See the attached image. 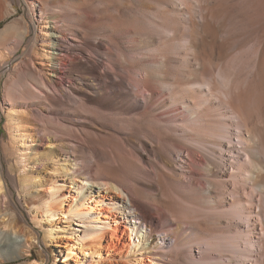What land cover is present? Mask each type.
Listing matches in <instances>:
<instances>
[{
  "label": "bare ground",
  "instance_id": "obj_1",
  "mask_svg": "<svg viewBox=\"0 0 264 264\" xmlns=\"http://www.w3.org/2000/svg\"><path fill=\"white\" fill-rule=\"evenodd\" d=\"M23 1L29 21L18 40L29 39L25 51H35L40 66L48 69L46 78L35 79L38 90H34L25 85L23 77H32L35 71L18 72L19 60L12 65L7 61L19 45L0 51V80L9 74L6 82L10 87L5 94L10 103L2 112L8 117L6 129L24 170L30 163L28 150L37 146L34 142L43 146L47 133L55 139L53 135L65 133L69 123L61 116L68 102L58 97L56 85L65 65L63 52L86 60L91 53L105 49L108 54L101 69L75 64L76 84H69L74 91L68 93L69 98L90 120L81 130L93 142L87 155H76L75 144L69 142L66 148L56 146L46 160H38L40 165L50 162L57 173L56 166L64 162L85 181L96 179L101 182L99 187L109 184L121 189L127 198L124 212L131 218L129 232L123 231L129 240L125 249L144 248L150 241L156 246L149 250L151 264H264V0H177L176 4L175 0ZM195 4L200 10L198 20ZM227 24L232 26L231 33L220 40L219 28ZM9 28L11 24L0 35ZM234 34L253 40L244 61L210 63L212 53L222 55ZM92 38L109 43L91 42ZM119 38L138 41L139 51L148 50L140 54L149 60L141 62L139 57L131 59L119 52L114 55L113 41ZM37 45L41 46L38 52ZM103 69L117 76L124 73L127 77L121 79L126 86L122 80H109ZM158 91L163 95L157 106L153 101ZM131 94H141L143 104H129ZM113 112L127 116L116 123L110 117ZM210 145L217 148L206 149ZM208 150L231 153L230 168L217 169ZM173 151L175 159L170 157ZM4 167L1 161L0 197L9 196L8 183H15L11 166ZM50 183L32 185L38 190L23 202L48 222L64 217L83 219L87 227L102 222L98 231H82L79 246L69 245L65 257L71 259L77 247L91 259L115 264L102 256L96 243L83 247L81 241L98 232L107 236L106 229L112 225L114 233L120 234L117 217L104 214V220L97 217L89 222L90 212L100 201L93 200L94 206L86 208L90 197L81 196L66 209L72 198L61 187L48 186ZM58 260L56 257L52 264Z\"/></svg>",
  "mask_w": 264,
  "mask_h": 264
},
{
  "label": "rangeland",
  "instance_id": "obj_2",
  "mask_svg": "<svg viewBox=\"0 0 264 264\" xmlns=\"http://www.w3.org/2000/svg\"><path fill=\"white\" fill-rule=\"evenodd\" d=\"M177 2L178 1L175 0V4ZM12 8L14 11L10 14ZM27 8L28 7L25 5L23 0H1L0 18H3L0 19V31L5 26L10 24L12 25V28H9L4 34L0 35V51L1 53H4L2 50L4 48H8L6 50L8 52L14 47L15 43L19 45L18 48L14 50V57L10 59L8 58L7 61L11 62L12 65V61L18 59L19 61L16 63V66L19 64L16 68L18 72H24L26 70L35 71V75L32 77L24 75L23 82H25V85L27 84V86L32 89L38 90L35 79L42 77L46 78V72H48V69L46 66H40V60L36 57L35 51L31 53L29 51L30 48L25 51L24 48L25 46L28 47L29 39H21V41L18 40V34L24 32V26L29 21V18L27 17ZM177 8L182 9L181 6H177ZM193 10L195 12V17L197 16L198 20L200 10L197 4L194 5ZM58 17L62 18V14H59ZM92 17L94 18V15ZM230 29L232 30V26L229 24L225 25V27L223 26L222 28H219L217 34L218 38H220V40H222V38H227L229 33H231ZM68 35L69 33H67L66 36ZM239 36V34H234V37L232 36L231 39H229L228 43H231L226 46V50L222 53V55L224 54L223 56L217 52H213V56L211 55L210 57V63L212 61V64H220L223 62H230L234 64L235 62L240 63L241 61H244L250 53L253 40L252 38L250 39L247 37H242L241 39V36ZM90 41H100L102 44L109 43L107 39L104 40L100 38H92ZM113 42H115V50L112 51L114 55L119 52L129 55L131 59L139 57V61L141 62L149 60V57L146 54H144L145 56L140 54L143 50L139 51L140 44L138 41H133L132 39L123 40L119 38L114 39ZM38 47L41 48V46L37 45V52ZM84 48L86 49V47ZM132 49H135V51ZM145 51L147 52L148 50ZM63 54L66 57L65 65H62L58 72L59 78L56 79V85L59 89L58 97H60L61 100L68 102V108H62L61 116L68 118L69 123L66 124L65 133L57 131L55 135H53L56 137L55 139L51 138V135L47 133L42 142L43 146L38 145V140L34 142L37 146H32L31 149L28 150L30 163L27 170H24L25 168L22 167V159L12 147L8 130L6 129L8 117H6L2 112L6 109L7 104L10 103V101H8L5 97L6 89L10 88L6 82L9 74L0 80V162H3L5 170L9 164L15 175V183H8L10 195L0 197V264H30L32 261H37L41 264H52V262L56 260V257L59 259L57 264H107V262L98 261L95 258L91 259L89 255H86L87 253L83 254L79 249H77L79 246L77 239L80 238V234L82 235V231L86 229H88V231H92L93 229L98 231L102 222H91V225L88 227L84 225L83 219H74L70 221L64 217L62 220L55 219L52 222H48L44 217H41L40 214L38 215V213L34 212L30 206L28 207L23 202L24 197L35 194V190L38 189L32 187V185L34 186L39 181L45 183L52 181V183H50L52 185L48 186H52V188L57 186L61 187L62 192H64L68 198H72L66 202V209H68L70 205H73V203L75 204L81 196L85 197V199L90 197L89 200L87 199L86 208L94 206L93 200L100 201V205H97V208L90 212L89 216L91 219H89V222L97 217L104 220V214H110L113 217H117V224L119 226V230H121L120 234L114 233V225H112L109 229H106L107 236H102V234L98 232L92 239L82 240L81 246L87 247L93 242L96 243V245L101 248L102 256L105 259L108 258L113 260L115 264H134L138 260H140L142 264H151L152 262L150 257L152 254H150L149 250L150 248H155L156 246L150 244V241L145 242L144 248L139 245L136 248L127 247V249H125L129 240L126 241L127 237L124 236V232H129L128 228L130 226L129 223L131 218H128L127 213L124 212L123 204L127 203V198L121 189H112L109 184L104 187H99L98 184L101 182L96 179L93 181H85L80 175L74 174L72 169L69 170V166H66L64 162H60L58 166H56V169L58 170L57 173L53 172L55 167L51 165L50 162L45 161L43 166H41L38 162L40 159L46 160L51 151H56V146L60 147V149L66 148V145L69 142L75 144L72 150L76 153V155L80 157L86 156L87 147L89 145L91 146L93 143L92 140L89 141V139H91L90 137L86 140L85 135L81 131L85 130L82 127V124L87 125L90 123V120H86L84 114L82 115V110L78 109V103L69 98L68 93L71 94L74 92L71 90L73 88L70 87L69 84H76V78L74 74H72V68L75 64L85 63L90 66H97L101 69L108 52L105 49L93 52L86 60H81L77 55L70 54V52H63ZM29 59L32 60L33 65L30 63ZM211 67V65L208 66L209 69H212ZM102 71L109 80H118V82L122 80L121 82H123L124 86H126V80L121 79L123 77H127L124 73L118 72L117 76L110 70L103 69ZM214 74L216 75V73ZM127 87L129 90L130 88L131 90L133 89L132 85H128ZM68 90L72 92H67ZM133 90L132 93H134ZM162 95L163 93L158 91V95L153 101L155 102V105H161L160 97ZM128 99L127 100L131 105L141 106L143 104L141 94L137 96L132 95ZM18 101H21V99H18ZM14 105L18 112L22 111V108L18 106V104ZM46 111L47 114H49L48 110H45V113ZM159 112H161V110H159ZM180 112H182V110H180ZM113 113L114 114H111L110 117H113V122L116 123H120V119L127 116L125 113L122 115L117 114L116 112ZM83 120H85V122H82ZM231 123H233V121H231ZM95 133L100 137L105 138V135L98 130L95 131ZM180 134L181 133H179V135ZM210 147H214L215 150L216 146L210 145L208 148H205L212 150L213 148L211 149ZM82 151L85 154L81 155L80 153H82ZM208 152L211 153V155H214L213 158L216 164L214 165L217 169L227 170L230 168V163L232 162V159H230V156L232 155L231 153H225L222 152V150H218L215 154L213 151L208 150ZM175 156L176 152L174 153L173 151L170 157L171 159H175ZM148 157L152 163H155L154 156L149 154ZM186 164L187 163L185 161L184 166H186ZM34 165L37 166V168H30V166L32 167ZM33 177L36 179L32 180ZM26 184H30V186L26 187ZM50 232L52 235L50 234L49 237H45ZM111 237H114V240L108 242V238L111 239ZM72 244H75L77 247H74V253L71 256V259H69L65 257L66 248ZM110 244H112V246L108 250L107 246ZM164 257L166 258L167 256H163V259H165Z\"/></svg>",
  "mask_w": 264,
  "mask_h": 264
}]
</instances>
